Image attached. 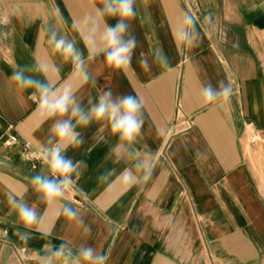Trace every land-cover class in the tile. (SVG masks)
Listing matches in <instances>:
<instances>
[{"label":"crops","instance_id":"obj_1","mask_svg":"<svg viewBox=\"0 0 264 264\" xmlns=\"http://www.w3.org/2000/svg\"><path fill=\"white\" fill-rule=\"evenodd\" d=\"M133 7L136 46L117 69L103 36L120 18L102 0H0V136L15 133L49 159L57 120L71 119L82 140L62 152L75 167L51 201L32 182L59 183L49 165L32 168L21 144L0 150L10 161H0V264H73L84 247L105 264H264V143L247 132L249 123L264 129V0ZM60 39L78 60L55 49ZM17 72L49 88L50 99L68 90L89 123L71 117L75 105L63 117L43 115L40 90L19 86ZM106 92L142 101L132 141L93 117ZM21 205L36 223L22 222Z\"/></svg>","mask_w":264,"mask_h":264},{"label":"clouds","instance_id":"obj_2","mask_svg":"<svg viewBox=\"0 0 264 264\" xmlns=\"http://www.w3.org/2000/svg\"><path fill=\"white\" fill-rule=\"evenodd\" d=\"M105 4L104 13L109 16H118L120 19L114 27H108L104 33L103 40L107 49L106 63L114 68L123 69L130 65L133 50L136 46L134 36L129 33L128 20L136 16V10L133 7L134 0H102ZM192 23L191 18L187 21ZM181 38L188 43H191V38L187 32L181 33ZM55 49L62 51L65 57L72 56L75 60L79 59V54L76 53L71 43L66 44L63 39L55 42ZM142 65H146V61L141 60ZM80 65L77 64V68ZM14 81L21 87L27 88L33 84L40 90L39 109L42 114L48 118L58 116L63 117L69 112L70 105H75L71 109V117L77 118V123L81 126H86L89 123V117L84 115L79 105H76L74 98L68 90H65L62 95L55 99L49 98V88L36 83L30 78L23 77L22 73H14ZM230 89L224 87L223 95L227 96ZM54 95V94H53ZM217 95L211 87L205 89V96L208 101H211ZM142 101L135 96H123L116 100L111 99V92H106L99 99V103L92 109L93 117L97 120L107 118L111 124V129L114 134H119L121 139L132 141L139 133L142 120L138 118ZM52 132L55 135L57 144L49 151L50 160L49 168L54 176H59V183L55 180L47 179L42 176H37L33 179V184L38 192H41L45 201H51L54 198L63 195L64 186H70V177L73 173L75 165L72 160L62 155L68 147H75L82 143L79 133L75 132L71 119L57 120L52 127ZM148 177L145 176V179ZM69 217H74L75 213L71 209H67ZM20 219L26 226H31L37 222L36 213L27 206L19 207ZM63 255V246L60 251L55 253V256ZM107 257L102 254H97L91 247H84L80 250L79 259L73 264H105ZM65 264H67L65 260Z\"/></svg>","mask_w":264,"mask_h":264},{"label":"built area","instance_id":"obj_3","mask_svg":"<svg viewBox=\"0 0 264 264\" xmlns=\"http://www.w3.org/2000/svg\"><path fill=\"white\" fill-rule=\"evenodd\" d=\"M247 132H248V141L250 143L255 142H263L264 143V129L256 128L253 123H249L247 125ZM21 144L22 150L21 155L25 161H28L31 163L32 168H37L41 165H49L48 161L50 160L47 156V152L45 149L42 148H36L31 145V143L27 140L21 139V137L15 133H12L10 131H6L5 133L1 134L0 136V150L3 147L9 148L13 145ZM53 175V174H52ZM53 177L57 179H62L59 176ZM64 188H67L69 186H64ZM21 250H24V248H21Z\"/></svg>","mask_w":264,"mask_h":264},{"label":"water","instance_id":"obj_4","mask_svg":"<svg viewBox=\"0 0 264 264\" xmlns=\"http://www.w3.org/2000/svg\"><path fill=\"white\" fill-rule=\"evenodd\" d=\"M0 161L5 162V163H9L10 161L2 156H0Z\"/></svg>","mask_w":264,"mask_h":264}]
</instances>
